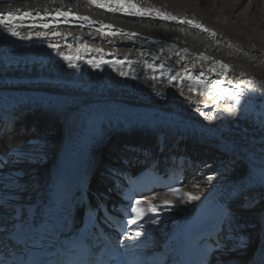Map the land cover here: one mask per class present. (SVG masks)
<instances>
[{"label":"bare ground","instance_id":"1","mask_svg":"<svg viewBox=\"0 0 264 264\" xmlns=\"http://www.w3.org/2000/svg\"><path fill=\"white\" fill-rule=\"evenodd\" d=\"M91 1L0 0V10L63 6L107 17L173 44L103 37L68 28L54 30L51 40L60 42L61 47L50 58L26 63L15 60L12 54L1 56L0 89L24 95L0 107V126L3 122L13 126L9 131L5 123L4 135L15 134L20 124H32L28 127H34L35 132L38 123L44 122V127L11 154L12 161L1 178L0 207L17 211L37 200L65 151L78 105L109 99L138 108L142 114L113 118L97 127L86 147L91 165L97 162L101 143L110 136L119 147L128 146L133 151L157 149L159 136L170 151L180 148L198 154V148L206 144L215 157L204 162L201 173L183 187L157 196L158 205L167 214L143 237L161 243L175 224L220 187L256 165L264 167V83L260 81L264 79V0H133L141 8L159 9L199 23L207 32L158 17L118 18L95 8ZM33 34L37 32L24 35ZM77 41L104 46L124 60L105 66L86 64L77 59ZM201 50L224 58L229 68L203 59ZM194 69L210 73L213 79L204 85L192 83ZM229 90L243 92L239 103L227 94ZM124 149L126 155L133 153ZM197 184L199 187L193 186ZM260 190L263 196L251 195L246 200V205L252 202L251 207L242 206L230 213L226 249L216 253L210 264H264V183ZM186 193L199 199L189 202ZM22 227L13 221L6 233L16 239ZM240 238L243 246H239Z\"/></svg>","mask_w":264,"mask_h":264},{"label":"snow or ice","instance_id":"2","mask_svg":"<svg viewBox=\"0 0 264 264\" xmlns=\"http://www.w3.org/2000/svg\"><path fill=\"white\" fill-rule=\"evenodd\" d=\"M92 3L97 4L98 7L100 8H105L108 11H112V12H124L127 14H136V15H140V16H148V17H152V18H160L162 20H168V21H177L180 24H187L190 25L196 29H200L202 31H209L207 28H204L201 24L199 23H195L192 20H188V19H182V18H178L170 13H165L163 11H160L159 9H149V8H141L139 7L137 4H134L131 2V0H111V4H105V3H98V0H92ZM70 12H58L57 15L58 16H68L70 15ZM31 13H25L23 14V16L18 17V20H23L25 18H31ZM9 17L12 16L11 13L8 14ZM81 19H89L88 17H81ZM0 25H3L4 27H6L9 31L12 32L13 35H18V31L17 28L18 27H23L24 25L22 23L17 24V22L15 20H5L3 18V15H0ZM32 27H36V25L33 23ZM42 27H49L48 24H44L42 25ZM107 28H111V25H107L105 26ZM112 35H115L116 33H110ZM53 35H56V33H53ZM130 35H136L135 33H132ZM211 35H215V33H211ZM54 48H58V45H53ZM84 50H88V51H96V52H101L102 49H89L88 46H84ZM185 51H187V49H185ZM203 59H211L210 57H203ZM216 63L220 64L223 68L227 69L229 68V66L227 64H224L222 61H216ZM201 76H203V73H200ZM237 87H239V85H237ZM230 97H232L233 99H235L237 101V103H239L240 101V96L243 95V92L241 91V93L236 94L233 93L231 90H229V92L227 93ZM221 95H223V93H221ZM228 111H232V108L229 107ZM194 187H199V185H193ZM185 195L188 196V201H193V200H198L199 196L198 195H191L190 193H186ZM137 204H140V201L136 202ZM165 204H170L172 202L170 201H165ZM251 201H249V203L245 206L247 207H251ZM149 207L147 209H139V208H132V212L136 213V218L135 219H130L127 221L128 224L136 226V231H135V237H139L142 233H141V229H143L144 225L142 223H140L139 221L143 218L144 215L147 214V212L151 211V212H155L156 211V206L154 204H152L151 201L148 202ZM231 215V214H229ZM152 223H156L155 220L152 221ZM244 245V240L243 238H240L239 240V246H243Z\"/></svg>","mask_w":264,"mask_h":264},{"label":"rangeland","instance_id":"3","mask_svg":"<svg viewBox=\"0 0 264 264\" xmlns=\"http://www.w3.org/2000/svg\"><path fill=\"white\" fill-rule=\"evenodd\" d=\"M195 49H197V50H200V49H198V47H194ZM202 51V50H201ZM205 51V50H204ZM205 52H207V51H205ZM208 53V52H207ZM242 73H243V71H242ZM262 80V78H260V81ZM219 164V163H218ZM262 193V192H261ZM263 194V193H262ZM257 197H260V196H257ZM229 236V235H228Z\"/></svg>","mask_w":264,"mask_h":264},{"label":"water","instance_id":"4","mask_svg":"<svg viewBox=\"0 0 264 264\" xmlns=\"http://www.w3.org/2000/svg\"><path fill=\"white\" fill-rule=\"evenodd\" d=\"M100 153L98 154V157H99V155H101V153L103 152V151H99Z\"/></svg>","mask_w":264,"mask_h":264}]
</instances>
